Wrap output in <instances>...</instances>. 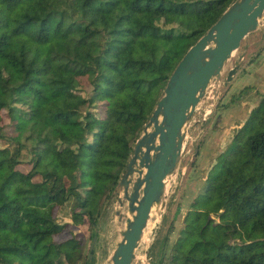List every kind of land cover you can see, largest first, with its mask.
Returning <instances> with one entry per match:
<instances>
[{"label":"trees","instance_id":"obj_1","mask_svg":"<svg viewBox=\"0 0 264 264\" xmlns=\"http://www.w3.org/2000/svg\"><path fill=\"white\" fill-rule=\"evenodd\" d=\"M232 1L0 0V264H91L126 164L118 146L131 151L179 60ZM203 181L155 264H264V94Z\"/></svg>","mask_w":264,"mask_h":264},{"label":"water","instance_id":"obj_2","mask_svg":"<svg viewBox=\"0 0 264 264\" xmlns=\"http://www.w3.org/2000/svg\"><path fill=\"white\" fill-rule=\"evenodd\" d=\"M258 32H264V0H233L171 72L108 198L117 239L105 264H151L148 235L164 218L170 189L183 174L186 148L202 135L215 115L221 87L236 75L244 57L230 63L242 41ZM96 239H91L89 259ZM142 245L144 255L138 256Z\"/></svg>","mask_w":264,"mask_h":264},{"label":"rangeland","instance_id":"obj_3","mask_svg":"<svg viewBox=\"0 0 264 264\" xmlns=\"http://www.w3.org/2000/svg\"><path fill=\"white\" fill-rule=\"evenodd\" d=\"M263 44L264 32L251 34L242 41L240 48L230 63L234 65L239 57H244L237 71L240 75H235L228 86L221 87V95L214 117L208 121L202 135L196 139L194 144L187 146L181 163V167H184L183 174H181L177 186H173L170 189L168 208L164 218L160 226L157 225L155 228H152L148 235V242L152 245L150 253H148V259L151 264L157 262L160 242L167 233L178 205H181V208L177 224L181 223L182 216L186 211V205L190 201L191 196L196 193L191 188L192 182L198 180L199 184L203 185V179L215 163L216 156L230 143L235 133L245 127L249 120L251 109L258 103L261 95L264 94V51L257 60H252ZM228 68L229 66L226 67L224 75ZM245 87H248V89L243 91ZM231 95H234L236 98L233 103H230L224 109V103L229 102ZM196 132L197 127H194L192 135H195ZM195 149H197V152L199 149L200 154L195 165H192L194 156L196 155H194ZM117 150L118 159L126 163L131 151L123 146H118ZM117 172V167L104 168L103 180L105 185L110 183ZM107 202L108 199L103 206L107 210L99 219L94 231L97 239L92 250V257L90 258L91 264H105L117 239L116 222L110 213V203L107 204ZM57 219L61 223L71 221L68 205L62 206L59 209ZM75 232L79 233V235L84 234L86 237L88 236L85 227H79V230L75 228ZM173 239L174 236L171 235L168 242H172ZM90 243L91 240L87 243V255H89ZM145 248L146 246L142 245L138 249V256L144 255ZM134 264H141V261L137 260Z\"/></svg>","mask_w":264,"mask_h":264},{"label":"crops","instance_id":"obj_4","mask_svg":"<svg viewBox=\"0 0 264 264\" xmlns=\"http://www.w3.org/2000/svg\"><path fill=\"white\" fill-rule=\"evenodd\" d=\"M238 75H240V73H239V72H237L236 76H238Z\"/></svg>","mask_w":264,"mask_h":264}]
</instances>
